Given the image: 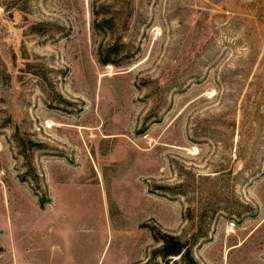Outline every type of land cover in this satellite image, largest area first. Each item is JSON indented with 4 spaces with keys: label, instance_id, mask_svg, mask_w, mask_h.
I'll list each match as a JSON object with an SVG mask.
<instances>
[{
    "label": "rangeland",
    "instance_id": "1",
    "mask_svg": "<svg viewBox=\"0 0 264 264\" xmlns=\"http://www.w3.org/2000/svg\"><path fill=\"white\" fill-rule=\"evenodd\" d=\"M0 264H264V0H0Z\"/></svg>",
    "mask_w": 264,
    "mask_h": 264
},
{
    "label": "trees",
    "instance_id": "2",
    "mask_svg": "<svg viewBox=\"0 0 264 264\" xmlns=\"http://www.w3.org/2000/svg\"><path fill=\"white\" fill-rule=\"evenodd\" d=\"M108 63H109V62H108ZM181 249H182V248L178 246L177 249H175V250L169 252V253L167 254V256H177V255L180 254Z\"/></svg>",
    "mask_w": 264,
    "mask_h": 264
}]
</instances>
